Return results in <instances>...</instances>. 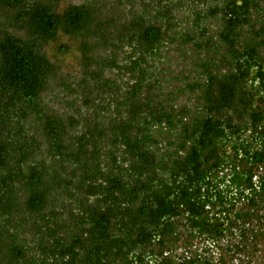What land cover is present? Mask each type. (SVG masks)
Listing matches in <instances>:
<instances>
[{
  "label": "trees",
  "instance_id": "obj_1",
  "mask_svg": "<svg viewBox=\"0 0 264 264\" xmlns=\"http://www.w3.org/2000/svg\"><path fill=\"white\" fill-rule=\"evenodd\" d=\"M120 1L136 8L0 0V264H264V92L237 98L248 81L210 64L186 84L192 96L160 87L174 30L156 24L181 26L184 8ZM60 36L83 70L59 83L67 113L43 98L61 69L46 47ZM188 36L180 58L186 41L201 47Z\"/></svg>",
  "mask_w": 264,
  "mask_h": 264
},
{
  "label": "flooded vegetation",
  "instance_id": "obj_2",
  "mask_svg": "<svg viewBox=\"0 0 264 264\" xmlns=\"http://www.w3.org/2000/svg\"><path fill=\"white\" fill-rule=\"evenodd\" d=\"M235 1H237L240 7L246 9L232 8L229 0H186L183 12H186L185 19L187 24L183 34L186 36V39H188V35L195 36L196 38L200 37L201 47L198 49L195 44L196 42L189 43L186 41V50H188L186 56L180 58L176 53L175 56L169 58L173 64L175 63V66L171 67L172 69L167 77H171V84L173 86L180 87L178 95L192 96L195 94L196 91L193 92L192 88L186 90L185 86L199 80L203 70H209V68H206L208 62L211 65L210 69L214 68L218 72L226 73L238 82H241V80L248 81L247 85H245L246 88L240 87L242 83H239V89L229 91L231 94L234 93L237 98L245 95L259 96L261 98L263 95L264 90L258 91V95L256 93L257 90L252 87L250 82L256 79L255 84H260L259 80H261V77L257 76L259 74L258 71L260 69L264 70V0H249L248 7L245 4L246 0ZM215 4L221 6L217 12H214ZM224 6L229 7L224 9ZM156 25L161 26L160 20ZM168 26L167 28L161 26V29L165 35L169 34V30L170 34L171 30H174L171 35V38L173 37V44L169 48L173 47V49L175 48L174 51H177V31L182 27L179 25L174 28L170 25ZM227 26L232 28L230 36L228 38L221 37L222 31ZM203 27L206 28V32L202 37L201 30ZM208 39H211V41L207 42ZM228 39L230 41L229 45H234L232 51L231 47H227L226 45ZM204 46L206 49H203ZM182 72L184 74H181ZM239 75L241 76L239 77ZM203 90L205 91V89ZM237 100L240 102V99ZM240 104L241 107L239 109H241V113H245V111L250 113V107L258 109L259 106L253 104L250 106V103L246 106H243L242 103ZM235 117L237 122H240L242 119L240 116Z\"/></svg>",
  "mask_w": 264,
  "mask_h": 264
},
{
  "label": "rangeland",
  "instance_id": "obj_3",
  "mask_svg": "<svg viewBox=\"0 0 264 264\" xmlns=\"http://www.w3.org/2000/svg\"><path fill=\"white\" fill-rule=\"evenodd\" d=\"M96 1L97 3L100 4L102 11L104 14H109L111 13V8H113L115 6V9H119L122 11V14L125 15L127 12L130 13V9H134L136 8L135 6H132L130 4H127V2L121 3L120 0H58V9L61 11L64 8L68 7L69 5L75 4V5H81V4H85L88 2H93ZM156 3L154 5H158L159 0H154ZM162 4H165V6L170 5L176 9H179L180 7H183L186 4V0H162ZM130 3V2H129ZM140 3V4H139ZM162 4H160L161 6H159L158 9H163L162 7H164ZM138 9L142 10V5L141 2L138 1ZM156 8V7H155ZM157 9V8H156ZM157 9V12H159ZM118 10V12H120ZM164 11V10H163ZM162 11V13H163ZM180 14H178V17L180 19H182V22H180L181 20H173V24H175L174 26L180 24L182 29H185V26L187 24L186 22V12H183V10L181 12H179ZM169 17H167L165 19V21L160 22V25L165 28L169 27L167 25V21H168ZM171 21V18L169 19ZM155 23H157V21H155ZM170 25V23H169ZM184 34L182 32H177V36H176V42L179 43L181 41V39L183 38ZM183 40V39H182ZM60 44H66L68 45L70 51L69 53H67L66 55L59 53L56 48H58V46ZM78 44L71 42L67 37H63L60 36L59 40L55 43H51L50 45H48L46 47V50L48 52V54L52 57V60L55 62L57 60H59V64L61 66V69L58 73V78L51 82L50 84V89L47 92L43 93V98L45 100V104L47 105L48 109L50 111H55V112H61V113H67L69 112L68 110V102L69 100L72 99V97H70V94L68 95L67 93H64L63 88L61 87V85L59 84L60 81L64 78L68 79L70 78L71 82H77L79 79L82 78V67H81V53L79 52L78 49ZM203 49H206L205 46ZM169 51H174L175 48L173 49V47L168 49ZM218 50V48H217ZM176 52L178 53V51L175 52H171L168 56V58H170L171 56H175ZM100 53V52H99ZM128 55V53H127ZM126 55V56H127ZM201 63V62H200ZM156 65V64H155ZM208 66L209 62H208ZM111 74L110 71L107 72V74ZM150 74L153 73V69H150L149 71ZM169 76V74L167 75ZM171 77H166L164 79V82L162 83H158V85H160V87H164L167 88L171 87ZM122 82H127V81H123ZM178 87H174L173 90L174 92L177 91ZM67 103V104H66ZM80 104H83V102H81ZM87 110V109H86ZM85 110V111H86Z\"/></svg>",
  "mask_w": 264,
  "mask_h": 264
}]
</instances>
